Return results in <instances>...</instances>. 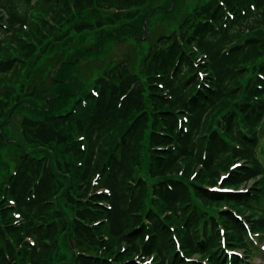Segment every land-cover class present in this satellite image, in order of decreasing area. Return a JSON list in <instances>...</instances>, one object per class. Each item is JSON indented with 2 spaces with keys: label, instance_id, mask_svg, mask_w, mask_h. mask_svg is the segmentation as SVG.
I'll return each instance as SVG.
<instances>
[{
  "label": "trees",
  "instance_id": "1",
  "mask_svg": "<svg viewBox=\"0 0 264 264\" xmlns=\"http://www.w3.org/2000/svg\"><path fill=\"white\" fill-rule=\"evenodd\" d=\"M153 1L0 0V264H253L264 0Z\"/></svg>",
  "mask_w": 264,
  "mask_h": 264
},
{
  "label": "rangeland",
  "instance_id": "2",
  "mask_svg": "<svg viewBox=\"0 0 264 264\" xmlns=\"http://www.w3.org/2000/svg\"><path fill=\"white\" fill-rule=\"evenodd\" d=\"M164 1L167 2L168 4L172 2V0H155L150 5L155 4L157 7V10H159L158 9L159 7H161V8L164 7L162 5V4H164ZM203 1L204 0H177L176 6H177V8L182 6L183 10H190L192 7H194L197 4L202 3ZM168 9H170V8H168ZM156 16H157V14H156ZM155 19L156 18H154L151 21V25H154V29L156 30V32L164 31L165 33H167L169 31H171L172 28L168 24L167 20H164L161 28L158 29L157 28V22L158 21ZM151 25L149 24L148 26L151 27ZM142 38L144 39L145 37H142ZM154 38H155V36L152 37V39H154ZM131 40H132V38L128 37V39H126L125 42H123V43L122 42H115L112 45H106L104 48V51H103L104 52L103 56L92 55L85 62L90 64L92 67H93V63L98 64V65L104 64L103 67H105L108 64H114L115 61L122 59V57H124L125 54H127V53L129 54L132 51V49H133L132 44L133 43L131 44V42H132ZM92 41L93 40L91 39V37H88L86 43L89 44ZM128 44H130V45H128ZM141 44H143L142 50H145V41H142L140 43V45ZM140 45H137V47ZM135 54H136V52H135ZM135 54L131 53V55L134 59V61H132L133 63L135 62V57H136ZM122 55H124V56H122ZM78 71H79V75L81 76L80 78H82L84 75L88 74L87 71L85 69H82V68H79ZM93 71H94V69H92L91 72H93ZM90 76H92V74H90ZM88 80H87V82H88ZM17 122H18L17 116L13 115L12 119H11V121L7 127L8 131H9L8 133H10V135H13V134L18 135ZM10 129L12 130V132H10L11 131ZM263 203H264V199H263ZM257 251H258V253L254 254V256L252 258L253 264H264V237L259 242V246H258Z\"/></svg>",
  "mask_w": 264,
  "mask_h": 264
}]
</instances>
